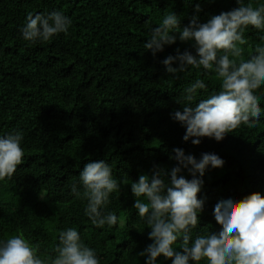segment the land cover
Segmentation results:
<instances>
[{"label":"trees","instance_id":"16d2710c","mask_svg":"<svg viewBox=\"0 0 264 264\" xmlns=\"http://www.w3.org/2000/svg\"><path fill=\"white\" fill-rule=\"evenodd\" d=\"M249 2L255 7L264 0H244ZM239 6L237 0H0V136L20 131L24 150L14 176L0 181V243L22 233L40 246L39 255L54 258L59 233L75 228L100 264H147L140 253L153 243L151 228L134 207L131 184L140 175L151 182L159 169L168 173L161 178L170 186V172L179 166L174 149L197 161L205 153L224 161L197 176L203 180L198 199L204 209L190 229V243L222 231L214 216L218 203L257 192L264 196V85L255 93L262 113L254 127L241 124L222 141L202 137L195 145V137L184 140L186 128L173 115L183 110L185 89L197 78L207 87L197 90L192 106L218 93L220 80L202 67L167 71L163 61L177 50L197 56L195 41H182L180 32H173L176 42L155 56L144 47L167 12L179 17L182 31L193 18L208 23ZM53 11L71 19L68 33L47 42L25 41L20 29L27 13ZM262 36L248 26L244 60L264 46ZM102 160L119 182L105 209L118 223L98 228L85 215L87 201L77 198L72 186L83 192L80 173L87 163ZM180 174L193 179L187 169ZM156 264L173 262L161 255Z\"/></svg>","mask_w":264,"mask_h":264},{"label":"clouds","instance_id":"9594fccd","mask_svg":"<svg viewBox=\"0 0 264 264\" xmlns=\"http://www.w3.org/2000/svg\"><path fill=\"white\" fill-rule=\"evenodd\" d=\"M237 3L238 8L214 16L208 23L200 24L193 18L191 25L182 31L179 17L167 12L144 45L155 56L165 45L176 42L173 32H180L182 41H195L197 56L190 52L179 54L177 50V56H168L163 61L167 71L184 72L190 67H202L206 72L214 71L220 80L218 93L192 106L197 90L207 87L197 78L185 89L183 110L173 115V119L186 128L184 140L195 137L192 140L195 145L200 144L202 137L222 141L241 124L254 127L262 113L260 97L255 93L264 85V46L258 45L256 54L248 60L243 59L242 46L248 43L245 39L248 26L264 32V3L255 7L250 2L245 4L244 0H237ZM196 10L200 11L199 5ZM71 23L61 11L47 15L29 12L20 32L25 41L33 44L47 42L58 34H67ZM261 40L264 41V36ZM177 61L179 69L172 67ZM22 140L23 134L18 130L0 136V181L11 179L18 166L24 163ZM174 152L172 158L179 166L170 172V186L161 178L168 173L159 169L154 171L151 182L147 175H140L138 182L131 184L136 197L134 207L151 228L149 237L153 243L140 253L147 257V264H156L161 255L173 264H189L190 261L196 264L205 261L206 264H264V196L259 192L239 202L218 203L214 216L222 231L218 235H198L194 243H190V229L197 226L199 214L204 209V202L198 199L203 180L197 176L203 177L209 166L223 167L224 161L215 154H202L197 161L181 149H174ZM182 169H187L193 179L181 175ZM79 179L83 192L73 184L72 193L87 201L85 215L91 223L98 228L116 225L117 215L105 211L110 195L119 191V182L113 178L110 165L103 160L89 162ZM181 239L182 243H177ZM39 248L22 233L12 235L0 243V264H100L96 251L82 242L75 228L59 233L54 258L39 255Z\"/></svg>","mask_w":264,"mask_h":264}]
</instances>
